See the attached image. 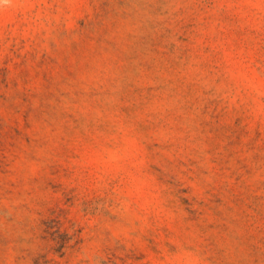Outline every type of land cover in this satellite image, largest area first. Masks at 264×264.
<instances>
[{
  "label": "clouds",
  "instance_id": "obj_1",
  "mask_svg": "<svg viewBox=\"0 0 264 264\" xmlns=\"http://www.w3.org/2000/svg\"><path fill=\"white\" fill-rule=\"evenodd\" d=\"M0 264H264V0H0Z\"/></svg>",
  "mask_w": 264,
  "mask_h": 264
}]
</instances>
